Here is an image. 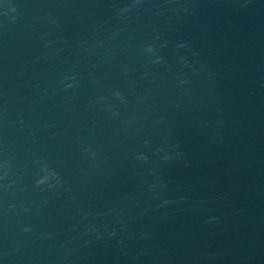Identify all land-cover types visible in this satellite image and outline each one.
Listing matches in <instances>:
<instances>
[{
	"label": "water",
	"instance_id": "water-1",
	"mask_svg": "<svg viewBox=\"0 0 264 264\" xmlns=\"http://www.w3.org/2000/svg\"><path fill=\"white\" fill-rule=\"evenodd\" d=\"M0 264H264V0H0Z\"/></svg>",
	"mask_w": 264,
	"mask_h": 264
}]
</instances>
